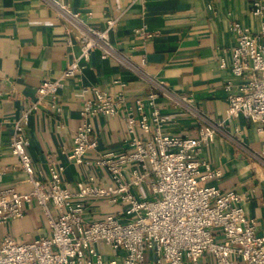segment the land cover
I'll use <instances>...</instances> for the list:
<instances>
[{
  "label": "built area",
  "instance_id": "1",
  "mask_svg": "<svg viewBox=\"0 0 264 264\" xmlns=\"http://www.w3.org/2000/svg\"><path fill=\"white\" fill-rule=\"evenodd\" d=\"M40 1L55 11L69 43L73 38L79 43L80 55L62 78L42 83L38 98L14 123L11 152L32 190H0V225L20 219L24 206L35 202L47 217L51 236L28 243L5 237L0 243V264H105L96 248L99 243L122 255L109 264H199L206 254L216 264H264V237L258 234L256 220L245 211L247 197L222 191L217 185L222 171L200 156L221 136L249 158L262 164L264 160L226 132L225 122L212 121L199 113L191 97L177 94L166 81L142 72L122 54L111 40L117 19L97 28L91 23L92 13L83 16L59 0ZM251 13L261 19L259 33L254 35L240 23H231L237 43L229 60L221 57L219 68L230 70L238 80L225 86L227 121L243 117L264 132V4L255 0ZM136 33L144 31L138 29ZM95 51L102 61L111 60L143 79L149 92L144 99L136 100L134 110H125L126 83L120 80L114 81L121 88L115 95L97 86L80 91L81 123L71 155L75 164H85L98 149L93 137L95 117L116 118L125 113L126 137L124 150L103 151L95 157L94 165L107 173L108 184L89 176L71 191L64 181L63 165L50 162L46 176L36 175L28 152L31 143L27 128L32 114L47 98L51 100L50 109L61 113L58 98L65 79L79 75ZM160 100L193 118L198 134L182 137L166 132L167 119ZM137 130L143 136H138ZM98 201L117 205L120 211L88 222V203ZM50 207L58 213L53 215Z\"/></svg>",
  "mask_w": 264,
  "mask_h": 264
},
{
  "label": "crops",
  "instance_id": "2",
  "mask_svg": "<svg viewBox=\"0 0 264 264\" xmlns=\"http://www.w3.org/2000/svg\"><path fill=\"white\" fill-rule=\"evenodd\" d=\"M59 1L83 16L92 13L91 23L97 28H103L109 19H117L111 40L122 54L142 72L166 81L177 94L191 97L199 113L212 121L225 122L226 132L264 160V132L258 130L257 124L243 117L227 121L225 86L228 82L237 84L238 80L230 70L219 68L221 57L229 60L237 43L231 23H240L254 35L259 33L261 19L251 13L255 0ZM260 1L264 4V0ZM138 29L144 34H137ZM79 55V43L74 38L69 43L55 11L40 0H0V190H32L18 158L11 152L14 123L38 98L42 83L62 78ZM116 80L126 83L125 110H134L136 100L144 99L149 92L143 79L111 60L102 61L95 51L79 75L65 79V88L58 98L61 113L50 109L51 100L47 98L32 114L27 128L31 143L28 152L36 175L46 176L49 163L55 162L64 166V181L71 191L76 190L77 182L89 176L109 183V176L94 165V160L100 152L124 150L125 113L92 120L98 149L85 164L76 165L71 155L83 108V99L77 95L83 88L93 86L115 95L121 90L114 85ZM159 104L167 119L166 132L182 137L198 134L199 127L188 114L165 100ZM137 135L143 136L139 130ZM200 157L222 171L217 182L222 191L247 197L245 211L256 220L258 234L264 237V164L249 158L221 136L204 148ZM50 210L53 215L58 213L53 207ZM119 211V206L107 201L89 202L86 220H101ZM7 236L19 243L50 237L43 209L35 202L25 205L20 219L0 225V243ZM96 248L105 264L122 256L104 243ZM199 264L216 263L206 254Z\"/></svg>",
  "mask_w": 264,
  "mask_h": 264
}]
</instances>
